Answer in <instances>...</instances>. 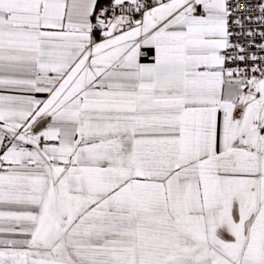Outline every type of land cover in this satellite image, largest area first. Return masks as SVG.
<instances>
[{"label":"snow or ice","instance_id":"snow-or-ice-1","mask_svg":"<svg viewBox=\"0 0 264 264\" xmlns=\"http://www.w3.org/2000/svg\"><path fill=\"white\" fill-rule=\"evenodd\" d=\"M0 264H264V0H0Z\"/></svg>","mask_w":264,"mask_h":264}]
</instances>
